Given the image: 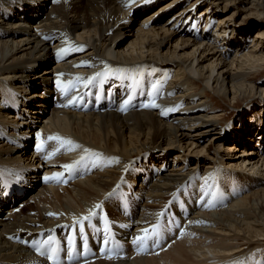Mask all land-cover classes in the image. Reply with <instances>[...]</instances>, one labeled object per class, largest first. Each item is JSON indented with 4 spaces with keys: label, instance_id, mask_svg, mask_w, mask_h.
Masks as SVG:
<instances>
[{
    "label": "bare ground",
    "instance_id": "6f19581e",
    "mask_svg": "<svg viewBox=\"0 0 264 264\" xmlns=\"http://www.w3.org/2000/svg\"><path fill=\"white\" fill-rule=\"evenodd\" d=\"M241 12L259 20L250 45L236 37ZM261 69L264 0H0V264H53L36 248L49 236L60 264H264V115L251 132L234 127L226 137L207 93L231 102L264 94L254 84ZM43 115L48 134L37 136L36 153H53L57 138L73 146L70 158L47 159L40 176L21 144ZM85 169L97 191L80 190L78 208L47 203L63 173ZM228 174L257 190L236 192L224 206ZM200 183L206 199L215 196L202 209L207 218L184 189ZM49 185L44 207L12 211L28 189ZM122 187L149 208H167L135 220L136 202L115 197ZM97 204L81 232L77 221ZM104 213L117 222L108 216L107 233ZM145 228L150 236L140 245Z\"/></svg>",
    "mask_w": 264,
    "mask_h": 264
},
{
    "label": "rangeland",
    "instance_id": "374dc122",
    "mask_svg": "<svg viewBox=\"0 0 264 264\" xmlns=\"http://www.w3.org/2000/svg\"><path fill=\"white\" fill-rule=\"evenodd\" d=\"M220 10H221V7H220ZM234 11H235V9H232L227 15L232 14ZM149 13L147 14V16L150 15ZM200 13H201V11L197 13V16H199ZM218 18L219 17H216V21L212 22V30H211L212 33L214 32V30H215V28L217 26V21H218L217 19ZM252 19H253V21H249V20H252ZM254 21L258 22L259 20L255 19V18H247L246 14L243 13V12L237 13L236 17L234 18L233 25L236 27V30H237L236 37L237 36L239 37L238 34L243 35V36H241V38L240 37L239 38H240V40L243 39L242 42H245L246 43V44L244 43L245 45H250L251 40H253L254 35L257 32V30H255V28H253L256 25V24H254ZM248 29H251L252 31H248ZM230 35H232L231 37L234 36L233 33H231ZM230 53H234V51H232ZM254 80H255L254 84L256 85V87L264 89V69H261L260 71H258L256 73V75H254ZM50 82L51 81H49V83ZM207 93H208L209 97L212 98V100L209 101V104L211 105V107L215 111L214 113L219 115V120H220L219 124L222 127V129L224 130V133H225L226 137H229V138L233 139V137L235 135L234 134L235 133L234 127L236 129L237 128L238 129L242 128L243 132H245V131L251 132L255 128V125L256 126L259 125L258 124L259 123V114L260 115L261 114L264 115V94H258L257 96H245L244 98L239 96V97H237L234 100V102H231L230 99H223V98H220L218 96H213L211 94V92H207ZM4 99L0 100V103H1L0 106L2 108L6 107L4 105ZM49 106L52 108L53 107V103L50 104ZM19 110L21 112H17V114H22V115L25 114L22 111L21 106H20ZM0 112H1V110H0ZM7 114H8V112H7ZM34 118H35V116H34ZM44 118H45V115H43V117H41V118L40 117L36 118V121L32 122L34 124L31 123V126L28 127V132L30 133L29 134L30 136L26 140L28 142L24 143V140H23V144H21V149H24V150L28 151V155H29V159L31 160V164H30V161H26V162L23 161V160L19 161L20 165H22V164H25V165H29L30 164V166L32 165L31 167L33 168V170H36V171L40 172V174H39L40 176L45 175V171H42V165H46V163L44 164L40 160H37L34 157H32V153L34 151H35L34 153H36L35 148H36V145L39 144L38 141H37V136L41 134L43 137H47L48 132L47 131L43 132V127H41V126L47 125L46 122L44 121ZM255 121H256V123H255ZM241 123H243V126H241ZM35 125H37V126H35ZM3 131L4 130L2 129L1 132L6 135L7 131L6 132L5 131L3 132ZM245 133H247V132H245ZM67 141H69V140L60 141L59 138H58V140L56 141L57 144H55L54 152L55 151H59V153H57L54 156H52V157H54V160L59 159V157H61V156L63 157V159L70 158L69 156H70L71 149H69V148H72L73 144L72 143L68 144ZM52 142L53 141L50 142L49 146H52V144H53ZM58 148H60V149H58ZM65 148H67V149H65ZM41 149L44 150L43 147H41ZM247 150H251V149H247ZM45 153H44V155H42V153H40V155L46 157L47 155L50 154L49 151H48L47 155H45ZM56 155L57 156L59 155V156L56 157ZM58 161H60V160H58ZM225 163H227V161H225ZM50 165H54V164H50ZM57 167H58V170L60 169V167L62 168V166H59V165ZM95 171L96 172H94V173L99 172V170L98 171L95 170ZM89 172L90 171L86 172V169H85V172H84L85 175L84 176H80V174H77L76 176H71V177H69V175H66L64 173L61 176V178L56 182L57 184L52 187V190H54V191L50 192L51 193L50 199L48 200L47 203L51 204L54 207H56V205H58L57 203H59L60 205H62L64 207L76 206L78 208V204L80 202V197H79V191L80 190L90 191V192L97 191V190L94 189L95 188L94 186H92V185L90 186L89 185V177H91V176L94 177L95 176V174L92 173L91 176L87 177ZM228 175H230V174H228ZM228 175L226 176V179L224 181H222L224 183V185H225V189L227 190V191L224 190L223 200H224V198H226L225 199L226 203L223 204L224 206L225 205L229 206V204H230V200L229 199H231L233 201L235 199L233 194H236V192L238 193L237 194L238 198H241V197L244 198L245 196H247V195L249 196L250 193H254L257 190L256 188H257L258 185H256L252 181L248 180L247 177L243 176L242 180L238 179L236 181V179H235L236 177L235 176L230 175V178H229ZM61 179H64V185L62 184V182L60 183ZM231 180H234V181H231ZM66 181L67 182L69 181V182L67 183ZM236 182H238V183H236ZM197 185H199V187L202 186V184L200 183V184H196V186L195 185H191V186H187L188 188L184 187V189H187L188 193L190 192V194H192V200L189 203L192 204V202H193V204L197 203L198 205H202L203 204L204 208L203 207L202 208H197L196 212H198V214L201 212L200 215L203 216V214H204L205 215L204 218H207V216H208V211L207 210L211 209L210 207L212 205L210 203V201H212L213 198H215V196L213 197V196L209 195L208 198L206 199V195L205 194H201V190L202 189L199 190L197 188ZM238 185H239V187H238ZM229 187L231 189L232 188H234V189L231 190ZM122 188H124V187H122ZM122 188L120 189V194L119 195H115V197H118V199L120 200L121 197H124L123 196V194H124V195H126L128 197H132L133 198L132 191L128 192L130 190H127L125 188L122 189ZM189 188H192V189H189ZM47 190L48 191L50 190V185L48 186V188L47 187L46 188L38 187V189L36 188L35 190H32V189L29 190L28 189V191H27L28 193L26 195L22 196V199H20L21 201H19L17 204H15V206H13V210L12 211L18 210V208H20L21 206H25L24 204H27V203H30V202L34 203V205H36L39 208L44 207L45 204L42 201V197L41 196L43 195V193L47 192ZM253 190H255V191L253 192ZM122 192H123V194H122ZM19 203H20V205H19ZM207 203H209L210 207H208ZM252 203H253V201H252ZM148 205H150V206H147V204L144 202L143 199H142L141 205L136 202L135 220H137L138 218H140L141 216H144V215L155 216L154 214H156V218H157L158 217L157 216L158 212L162 213L167 208V205L163 204L162 202L159 205H157V206H159L158 208L155 207L156 205H154L153 207L155 209L154 208H149V207H152L151 204H148ZM161 205H163V206H161ZM213 205H216V204L214 203ZM173 206H174V204H173ZM47 208H49V207H47ZM205 208L207 210H202V209H205ZM152 209H153V212H152ZM158 209H159V211H158ZM227 209H225V210H227ZM143 212L145 214H143ZM108 216L111 217V218L116 219L115 217H112L110 215V213H108ZM117 218H119V217H117ZM101 219H103V218H101Z\"/></svg>",
    "mask_w": 264,
    "mask_h": 264
},
{
    "label": "snow or ice",
    "instance_id": "6c2138e0",
    "mask_svg": "<svg viewBox=\"0 0 264 264\" xmlns=\"http://www.w3.org/2000/svg\"><path fill=\"white\" fill-rule=\"evenodd\" d=\"M63 51V50H61ZM99 75V74H97ZM91 79H95V77L91 78ZM91 79L89 80V83H91ZM155 87V86H154ZM63 90V89H62ZM66 91V90H65ZM131 97H129L128 100H125L124 101V105L125 107L128 105L129 101H130ZM75 101L74 100H70L69 103H74ZM144 107H157V105L155 103H152V104H145ZM123 110V109H122ZM51 139V138H50ZM58 139V138H57ZM68 144H71L72 142L71 141H67ZM76 147H79V146H76ZM85 152H88L87 149H85ZM85 159V157H81V161H83ZM81 161H77L76 163H80ZM63 167L66 169V170H71L73 169L74 165H69V164H66V165H63ZM62 174L61 173H56L54 174V177H52L53 179H58ZM112 195V194H110ZM102 208V205L101 204H97L95 205V208L90 210L89 211V214L86 215V216H82L79 218V220L77 221V223L80 225V231L83 232L84 230V221H90L91 218L93 216H96L97 215V209H101ZM49 215H55L53 213H49ZM104 222H105V232H110V228L108 226V221H107V218L105 217L104 218ZM157 227L158 226H154L153 229H152V233L151 235L155 236V235H158L159 233L157 232ZM149 230L147 228L145 229H142V235H138L136 238H135V241L138 242L140 245H143L148 239H149ZM69 242L71 243V238H69ZM104 244H108V240L105 239L104 241ZM155 242V241H153ZM47 245V249L46 251H41L43 245ZM36 248H37V251L40 252L41 255H46L47 259L52 261L53 264H60V257H59V252H60V249L56 246V242L54 240V238H52L51 236H49L47 238L46 241H43V242H38L36 244ZM68 257L69 259H72V252L69 251L68 252ZM111 258V257H109ZM86 264V262H85Z\"/></svg>",
    "mask_w": 264,
    "mask_h": 264
}]
</instances>
